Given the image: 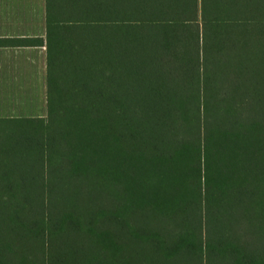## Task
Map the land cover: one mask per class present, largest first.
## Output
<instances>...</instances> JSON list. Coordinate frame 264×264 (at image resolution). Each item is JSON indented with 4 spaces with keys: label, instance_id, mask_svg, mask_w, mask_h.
Masks as SVG:
<instances>
[{
    "label": "trees",
    "instance_id": "1",
    "mask_svg": "<svg viewBox=\"0 0 264 264\" xmlns=\"http://www.w3.org/2000/svg\"><path fill=\"white\" fill-rule=\"evenodd\" d=\"M47 114L0 119V264H264V0H45Z\"/></svg>",
    "mask_w": 264,
    "mask_h": 264
},
{
    "label": "crops",
    "instance_id": "2",
    "mask_svg": "<svg viewBox=\"0 0 264 264\" xmlns=\"http://www.w3.org/2000/svg\"><path fill=\"white\" fill-rule=\"evenodd\" d=\"M46 114L45 0H0V119Z\"/></svg>",
    "mask_w": 264,
    "mask_h": 264
}]
</instances>
